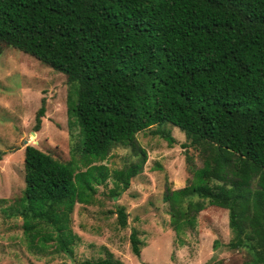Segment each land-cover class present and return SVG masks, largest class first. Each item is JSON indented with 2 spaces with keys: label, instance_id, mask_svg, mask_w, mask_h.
<instances>
[{
  "label": "trees",
  "instance_id": "obj_1",
  "mask_svg": "<svg viewBox=\"0 0 264 264\" xmlns=\"http://www.w3.org/2000/svg\"><path fill=\"white\" fill-rule=\"evenodd\" d=\"M0 45L65 76L77 130L66 161L23 149L18 213L29 248L51 242L71 256L74 205L92 204L106 180L109 198L125 191L146 161L135 135L154 127L171 147L170 126L184 135L190 173L162 198L174 236L206 206L226 210V248L244 252L241 264H264V0H0ZM43 113L41 103L33 131ZM115 147L137 161L109 170L101 162ZM114 214L124 229V209ZM128 242L139 258L134 228ZM104 253L81 264H122Z\"/></svg>",
  "mask_w": 264,
  "mask_h": 264
},
{
  "label": "rangeland",
  "instance_id": "obj_2",
  "mask_svg": "<svg viewBox=\"0 0 264 264\" xmlns=\"http://www.w3.org/2000/svg\"><path fill=\"white\" fill-rule=\"evenodd\" d=\"M66 94L64 75L0 45V264H81L103 258L104 250L122 264H241L246 259L243 251L226 248L230 238L226 210L206 206L198 213L192 230L185 231L180 240L174 236L162 198L166 190L182 188L190 173L181 148L184 135L170 126L164 129L175 140L171 147L150 134L154 127L135 135L134 147L145 152L146 161L125 191L109 198L113 185L106 180L105 185L96 187L92 204L74 205L69 216V228L76 236L71 256L54 251L51 242L44 245L47 248H29L18 213L23 149L30 145L59 161L68 160L70 136L77 130L67 123ZM41 103L43 117L38 131H33ZM193 156L195 167H199ZM137 159L130 147H115L101 164L109 170H120ZM117 206L127 214L124 229L115 224ZM131 228L137 230L143 243L139 258L130 252Z\"/></svg>",
  "mask_w": 264,
  "mask_h": 264
},
{
  "label": "water",
  "instance_id": "obj_3",
  "mask_svg": "<svg viewBox=\"0 0 264 264\" xmlns=\"http://www.w3.org/2000/svg\"><path fill=\"white\" fill-rule=\"evenodd\" d=\"M24 144H26V142H24Z\"/></svg>",
  "mask_w": 264,
  "mask_h": 264
}]
</instances>
